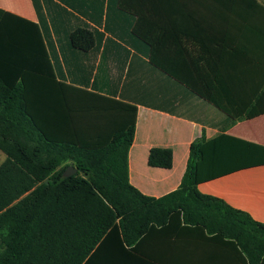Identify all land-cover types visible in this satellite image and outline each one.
Instances as JSON below:
<instances>
[{
	"label": "trees",
	"instance_id": "obj_1",
	"mask_svg": "<svg viewBox=\"0 0 264 264\" xmlns=\"http://www.w3.org/2000/svg\"><path fill=\"white\" fill-rule=\"evenodd\" d=\"M31 3L41 23L42 12L48 11L52 23H57L53 26L57 36L60 14L71 15L65 7L77 10L70 0ZM147 5L143 10L152 15L161 10L155 2ZM138 11L130 13L139 15ZM11 19L26 27H17ZM139 21L123 42L141 41ZM87 41H93L88 30L70 29L73 47ZM41 43L39 25L0 9V150L7 157L0 165V264H92L100 250H134L132 246L150 230L173 223L199 232L204 239L228 244L238 264L264 260V224L222 200L201 195L196 188L201 182L264 165V146L223 134L194 142L179 188L159 199L142 195L130 185L127 169L136 106L100 98L104 105L97 110L91 99L69 94L62 97L61 115L35 113L27 94L28 68L23 64L27 59H22ZM213 59L218 63L212 67L192 61L186 68L194 74L191 82H182L168 69L154 68L221 109L229 125L257 117L255 101L237 71ZM215 94L224 95L225 104ZM147 164L169 169L172 153L151 149ZM69 166L76 173L64 177Z\"/></svg>",
	"mask_w": 264,
	"mask_h": 264
},
{
	"label": "crops",
	"instance_id": "obj_2",
	"mask_svg": "<svg viewBox=\"0 0 264 264\" xmlns=\"http://www.w3.org/2000/svg\"><path fill=\"white\" fill-rule=\"evenodd\" d=\"M149 2L157 3L161 10L153 15L143 10ZM70 3L77 10L65 7L71 15L60 14L57 36L53 27L57 23H52L46 9L41 23L31 0H0V9L39 25L41 31L42 43L35 44L22 59H27L23 64L28 68L27 94L33 110L47 116L61 115L62 97L69 94L91 99L90 104L97 105V110L104 105L100 98L134 104L135 133L127 169L130 185L142 195L159 199L179 188L194 142L223 134L264 146V0ZM131 9L139 10V15L130 13ZM138 19L141 41L123 42L130 38V29ZM9 21L26 27L17 20ZM76 27L88 30L93 41L78 42L73 47L69 32ZM212 56L237 71L255 101L257 117L229 125L221 109L192 94L175 77L154 68L168 69L182 82H191L194 74L186 68L194 60L212 67L218 63ZM224 97L214 95L221 104H225ZM154 148L171 151L169 169L147 164L148 153ZM6 158L0 150V165ZM196 188L201 195L222 200L264 224V165L201 182ZM132 247L134 250L124 252L100 250L92 264H238L228 244L204 239L199 232L183 230L176 223L150 230Z\"/></svg>",
	"mask_w": 264,
	"mask_h": 264
},
{
	"label": "water",
	"instance_id": "obj_3",
	"mask_svg": "<svg viewBox=\"0 0 264 264\" xmlns=\"http://www.w3.org/2000/svg\"><path fill=\"white\" fill-rule=\"evenodd\" d=\"M75 173H76V169L73 168L72 166H69V167H67V169H66L65 172L63 173V176H64V177H68V176H71V175H73V174H75Z\"/></svg>",
	"mask_w": 264,
	"mask_h": 264
}]
</instances>
